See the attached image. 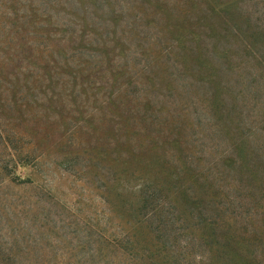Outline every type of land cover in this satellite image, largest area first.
I'll return each instance as SVG.
<instances>
[{
  "label": "rangeland",
  "instance_id": "obj_1",
  "mask_svg": "<svg viewBox=\"0 0 264 264\" xmlns=\"http://www.w3.org/2000/svg\"><path fill=\"white\" fill-rule=\"evenodd\" d=\"M148 191L167 264H264V0H0V264H152Z\"/></svg>",
  "mask_w": 264,
  "mask_h": 264
},
{
  "label": "trees",
  "instance_id": "obj_2",
  "mask_svg": "<svg viewBox=\"0 0 264 264\" xmlns=\"http://www.w3.org/2000/svg\"><path fill=\"white\" fill-rule=\"evenodd\" d=\"M132 134L135 136L134 138H132V140L128 143L127 145V149H132L135 154L137 153H142V155L140 156V158H143L144 156H146L145 152H141L139 150V148L144 147V149L149 151V143H151V139L149 140L150 142H146L145 145L141 146L139 143V139L141 137H139V131H131ZM123 135V133H121ZM115 149L112 151L114 152ZM145 153V154H144ZM158 193H160L159 191H151V192H143L140 195V201H138L139 204H141V207L143 208V210L145 211V209L149 208L151 210L150 213H146L149 215H146L142 221L139 220V224L143 225L144 223H147L148 226V234H154V238L150 237V245H143L141 247V249L145 252L147 251L149 248H153L154 252H152L149 257H147L149 259V261L152 264H167V255L168 252L165 251V247L167 246L169 239H167V226H166V217H165V213H161V215H157L154 212V209L159 208L161 205L160 199L158 197ZM161 194V193H160ZM161 198V196H160ZM204 211H200L199 215H204L203 214ZM143 217V216H142ZM153 224H157L158 227L154 228ZM151 227V229H149ZM156 238L158 239V243H156L155 241H153V239ZM162 242V243H161ZM167 243V244H166ZM158 244H162V249L158 246ZM165 252L166 255L162 252Z\"/></svg>",
  "mask_w": 264,
  "mask_h": 264
}]
</instances>
